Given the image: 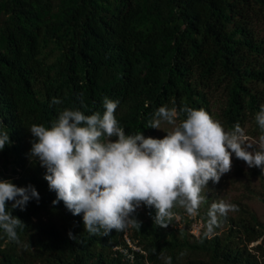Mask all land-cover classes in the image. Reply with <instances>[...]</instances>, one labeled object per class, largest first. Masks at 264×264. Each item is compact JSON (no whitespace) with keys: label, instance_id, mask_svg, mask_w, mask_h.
Masks as SVG:
<instances>
[{"label":"trees","instance_id":"obj_1","mask_svg":"<svg viewBox=\"0 0 264 264\" xmlns=\"http://www.w3.org/2000/svg\"><path fill=\"white\" fill-rule=\"evenodd\" d=\"M105 97L119 101L114 115L126 134L154 138L156 110L187 106L217 116L226 131L251 123L260 135L264 0H0V134L10 140L0 150V180L39 193L24 211L7 203L26 228L17 229L21 244L0 230V264H264V222L241 201L207 236L216 197L206 196L196 216L174 208L180 219L166 228L142 205L133 214L140 228L106 236L85 231L83 214L62 201L53 205L46 168L30 158L28 128L51 127L64 109L103 114Z\"/></svg>","mask_w":264,"mask_h":264},{"label":"clouds","instance_id":"obj_2","mask_svg":"<svg viewBox=\"0 0 264 264\" xmlns=\"http://www.w3.org/2000/svg\"><path fill=\"white\" fill-rule=\"evenodd\" d=\"M51 103L62 101L53 98ZM118 104L105 97L103 114L64 109L51 127L28 128L33 137L30 158L46 168L43 178L56 193L53 205L62 201L74 216L83 214L84 230L90 234L106 236L113 230L140 228L133 214L142 205L155 209L154 224L163 228L179 215L173 212L176 207L198 215L205 202L203 189L230 172L233 154L249 168L264 171V105L254 116L261 134L250 142L239 124L226 131L204 109L187 106L179 110L161 106L155 111L150 128L160 129L162 122L173 126L162 139L146 138L142 132L126 134L114 115ZM9 143V134H0V150ZM33 198L39 201L33 185L17 187L0 180V230L9 242L21 244L17 229L23 231L26 225L12 215L7 203L12 201V209L24 211ZM235 210L234 204L213 202L204 235L217 226L218 216ZM68 235L73 238L71 232ZM166 264H171V257Z\"/></svg>","mask_w":264,"mask_h":264},{"label":"rangeland","instance_id":"obj_3","mask_svg":"<svg viewBox=\"0 0 264 264\" xmlns=\"http://www.w3.org/2000/svg\"><path fill=\"white\" fill-rule=\"evenodd\" d=\"M213 111L215 113L220 112L218 103H215L213 106ZM213 119L220 122L217 116ZM172 127V125L162 122L160 129H156L154 138L162 139L166 135V132L172 130ZM244 131L249 137L250 142L256 141L259 137V135L253 132L251 123H246ZM263 182L260 175V168H249L244 161L236 159L233 154L230 172L223 175L219 183L209 181L201 195L204 197L211 196L214 199L218 198L219 201L223 200L230 204H234L235 201H241L249 207H252L260 220L264 222V203L260 200L261 193L264 191L261 186ZM234 212L236 211H230L228 213L233 215ZM260 241L259 239L257 242Z\"/></svg>","mask_w":264,"mask_h":264},{"label":"built area","instance_id":"obj_4","mask_svg":"<svg viewBox=\"0 0 264 264\" xmlns=\"http://www.w3.org/2000/svg\"><path fill=\"white\" fill-rule=\"evenodd\" d=\"M178 217V218H176ZM175 218L176 220L178 221L180 219V215H177ZM180 226V225H178ZM189 231L195 235V236H198L200 234V231H201V228H202V223L199 219L193 221L189 227Z\"/></svg>","mask_w":264,"mask_h":264}]
</instances>
